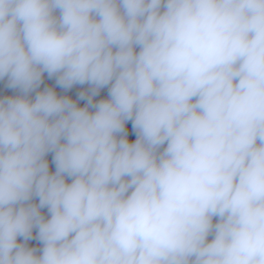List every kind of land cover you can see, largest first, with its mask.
Returning a JSON list of instances; mask_svg holds the SVG:
<instances>
[{
  "label": "clouds",
  "instance_id": "9594fccd",
  "mask_svg": "<svg viewBox=\"0 0 264 264\" xmlns=\"http://www.w3.org/2000/svg\"><path fill=\"white\" fill-rule=\"evenodd\" d=\"M5 78L0 264H264V0H0Z\"/></svg>",
  "mask_w": 264,
  "mask_h": 264
},
{
  "label": "trees",
  "instance_id": "16d2710c",
  "mask_svg": "<svg viewBox=\"0 0 264 264\" xmlns=\"http://www.w3.org/2000/svg\"><path fill=\"white\" fill-rule=\"evenodd\" d=\"M6 82H7L6 81V78H5L4 81H0V97H3L5 95H15L16 94V91L15 90L8 89V88L5 87ZM43 87H45V86L42 84L41 85V89H43ZM126 127H127V130L129 131V138H130V140H134L135 139V135L132 133L131 124H128ZM47 159L49 161L50 170L51 171H54L55 170V166L52 163V154L51 153L47 156ZM42 212H44L45 214H47V210L46 209H43ZM29 244H30V246H37V247H39V242L38 241H35V240L30 241Z\"/></svg>",
  "mask_w": 264,
  "mask_h": 264
},
{
  "label": "built area",
  "instance_id": "2783aa9c",
  "mask_svg": "<svg viewBox=\"0 0 264 264\" xmlns=\"http://www.w3.org/2000/svg\"><path fill=\"white\" fill-rule=\"evenodd\" d=\"M44 82L50 83L51 85H53L57 89H61V88H59L58 86L55 85V81L52 82L50 80L44 79ZM87 88H88V85L85 84V85H75L72 89L67 90V91H65L63 89H61V90H63L64 92H66L68 95H70L72 97H75L74 94H75L76 91H82V90H85ZM106 97H107V89L105 88V89H102L101 90L100 94L97 97H95V100L98 101L99 99L106 98Z\"/></svg>",
  "mask_w": 264,
  "mask_h": 264
},
{
  "label": "rangeland",
  "instance_id": "374dc122",
  "mask_svg": "<svg viewBox=\"0 0 264 264\" xmlns=\"http://www.w3.org/2000/svg\"><path fill=\"white\" fill-rule=\"evenodd\" d=\"M44 79H47V80H49L48 78H47V74H45V78ZM50 81H52V82H54V80H50ZM44 86H53V85H51L50 83H46V82H44V84H43ZM54 87V86H53ZM56 90H57V92H58V94H61V95H68L66 92H64L63 90H61V89H57L56 88ZM86 90V89H85ZM79 91H76L75 92V97H72V96H70V95H68V96H70V97H72L73 99H77V93H78ZM95 99V98H94ZM80 103V105L81 106H83V104H84V102L83 101H80L79 102ZM129 124H131V122H129Z\"/></svg>",
  "mask_w": 264,
  "mask_h": 264
}]
</instances>
